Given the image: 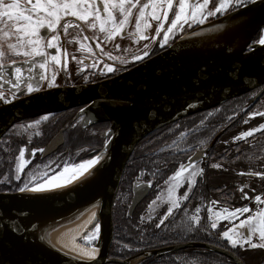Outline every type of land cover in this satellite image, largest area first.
Here are the masks:
<instances>
[{
	"label": "flooded vegetation",
	"instance_id": "flooded-vegetation-1",
	"mask_svg": "<svg viewBox=\"0 0 264 264\" xmlns=\"http://www.w3.org/2000/svg\"><path fill=\"white\" fill-rule=\"evenodd\" d=\"M133 2H135V0H133ZM188 2L190 5L189 10L191 11V5L195 2H202V0H188ZM146 3H149V0H139L137 7L132 9V16L129 18V23L124 30L125 33H135L138 8L139 6L142 7ZM218 3L219 0H210L208 10H214ZM250 4L252 3L249 0L246 6L239 8H236L235 6L230 7L227 12L209 16L206 21L208 22L224 17L227 13L237 12ZM177 5L178 0H173V10L168 14L169 23L165 24V28L170 26V22L174 18V13L178 10ZM114 15L116 16L117 21L121 19L118 12H114ZM161 15H163V13H161ZM148 19L151 27L145 32V35L149 37L147 39H138L135 35L128 36L121 34L112 40H105V34L100 32L98 27L97 29L92 30L87 25L83 24L81 25L84 29L82 32L80 29H71L69 35L62 36L61 40L63 51L67 54V67L62 68L50 66L48 70L49 79L54 71L57 74L56 87L91 85L115 79L133 70L138 65L167 51L170 47L180 41L189 31L201 26V24H184L182 30H179L178 26V29L174 30L170 35L168 43L164 44L163 36L167 33L157 31L160 22L151 20L150 17H148ZM77 33H79V35H77ZM85 36L89 39L84 40L83 37ZM262 36L263 29L257 31L252 37L250 40L251 43L247 47V51H251L253 46L259 43L258 41H260ZM80 43H84L86 45L85 50L82 51L80 49ZM87 47H92L93 51L88 52ZM137 56L141 57V59H136ZM15 60L18 64H21L24 58L19 57ZM11 61L7 63H10ZM80 61H82V63H80ZM107 67H112L114 70L109 72L107 71ZM51 88L55 87H49L48 80L41 82L40 91ZM0 91L4 92L7 98H11L12 92L10 87L0 84ZM253 94L254 100L260 99V101H263L264 86L232 98L224 103L244 96L249 97ZM26 95L28 94L21 91L17 94L16 99ZM224 103L202 110V112L200 111V114L205 111L214 112L212 114L213 116L210 115L209 119L215 118V122L217 123L218 119L216 118L219 115L218 111L221 109L222 112L225 111V109L221 107ZM4 104L8 103L0 102V106ZM252 104L245 108V111L242 113H239L235 108L231 109L233 111L230 113V110L228 109L227 116L224 118L226 122L224 121V123L229 135H223L224 129H221L215 133L211 140H207L205 143H203L198 134L199 132H203L205 129V126L200 124L195 126V130L191 129L192 127H187L182 129L179 134L175 132L173 135L174 130L165 128L163 130H159L160 132L157 131L159 132L158 134H154L153 132L155 131H153L149 136L147 135L143 142L139 144L137 149L133 150V153L131 154L132 156H130V159L133 158V164L132 166H130L131 164H127L129 166V171L126 173L127 169H124L120 181L121 187L119 186L118 188L113 204V237L117 220L116 218L114 219L115 216L113 213L121 210L123 216L126 218L124 219L122 216V220L130 222L127 228L130 229L131 227L140 225L146 229L149 228L160 232L159 237H161V240L158 242L150 241L143 236L139 238L138 241H134L137 245L136 248L141 250L140 253H142L144 249H147L150 252L168 246L188 243H193L194 245L195 243L199 244L197 249L194 247H188L187 249L185 248V251H182L184 249L178 250L183 252L181 253L182 256H179L178 262L180 260L186 261L189 259L190 252H192V249H195L194 258H196L197 261L201 255H204V251L207 250L226 256V258L220 256L224 259V262L219 261L218 263L211 262L207 264H240L231 256L211 251L208 248L201 246L203 244H207L230 252L235 255L242 264H264V249H252L247 245L244 248L237 246L233 249L227 240L217 241L215 238L209 236L212 231V228L210 227V212L213 207L212 201L217 202L219 199V204L221 205L220 207L222 208V206H225L224 208H227L229 212H235L237 209L242 207H252L254 210L264 208V203L258 204L255 201V196L257 195L261 196V199L264 200V176L257 175V173H264V164L256 166L259 163H264V161L258 163L249 162V166L239 168L240 170L238 171H236L237 167H234V165H228V163L232 162L233 159L235 160L239 158V154L234 155L231 153V150L239 149L240 146L245 143L244 141L237 143V140L235 141L233 137L235 135L234 132L241 129L243 125H250L251 121L248 120V118L251 116L249 112L250 109L252 110ZM88 107L89 104H85L47 116H37L24 119L13 124L0 139V178L4 177L2 172H8V181L11 180L8 184L5 183L0 185V192H17L18 187L22 185L27 173L37 165L42 167L44 165H48L47 170L54 168L48 172L49 175L60 170L66 164H77L89 159V157L92 158L95 153H99L104 144L110 138L108 132L113 122L111 120L94 121L93 119H90L87 112ZM260 118H264V115ZM258 120L261 121V125H264V119L261 120L258 118ZM29 125H32V127H28ZM180 129L181 127L179 126L178 130ZM59 136L63 138V143L52 153L45 155V152L41 153L38 151V149L41 148L45 150L46 147ZM222 137H224L225 141H223L224 143L221 148L217 149L218 141H220L219 139ZM177 139L180 141L177 142L174 147H170L174 144L171 142ZM69 140H78L85 142L86 144L77 147L72 151H69V149L63 150ZM20 149L27 150L26 159H30V162L24 168V172L21 174L20 179L17 180L15 179V158ZM247 149L250 150L249 148ZM28 152H35V155L29 158ZM83 157L88 158L79 160L83 159ZM219 159L222 161V168H213L212 165L218 164L217 161ZM227 160H230V162ZM140 164H143L144 167H141ZM189 164H192L195 167L185 171L183 176L185 180L182 187L184 196L187 194V191L189 192L187 196L188 198L185 199L178 208L173 210L171 217L168 218L170 219L168 224H160V219L167 215V206H163L161 209V215L158 212L156 213V218L154 217V219H152L153 221H145L146 219L142 218H146L145 214H142L143 208L145 205L147 206L150 201H152L153 197L159 190V184L168 182L176 170H180L181 165L186 166ZM127 165L125 167H127ZM196 169H203V175L197 176L196 183L193 185L190 180V175L191 172ZM241 173H243V175H241ZM124 178L125 185L123 186L125 187L122 189ZM145 185H150V187H145ZM241 189H243L242 193L235 191H239ZM246 190H252V192L250 191L248 194V192H245ZM202 193L204 194L202 195ZM234 193L236 194V199L234 198ZM245 196L248 198L245 199ZM197 208L200 209L199 212L195 211ZM218 208H216V210H218ZM185 213H188L189 215H196L200 221L199 225L193 223L192 230L188 231L183 227L182 223H179V230L187 235L181 238L179 237L178 241H180V243L177 244L175 243V239L173 237L170 238L171 240L167 241L166 239L169 238L168 235L171 233L170 228L173 223L176 221L182 222L187 220ZM238 216L239 217L236 220L241 221L250 216V213H238ZM122 220L118 218L117 222H119V225L123 223ZM236 220L234 222H236ZM157 224H160V226L157 227ZM236 226H238V224L234 227ZM177 229H172V232H177ZM202 230L204 231V235L201 233ZM238 231L245 232L246 229L238 228ZM199 236L207 237L210 240H200ZM170 254L171 253L168 252L160 256L152 255L150 258L155 256L157 259L163 258L165 260H171L167 259V256ZM249 254H251V256H248ZM109 255L108 258L113 259ZM138 255L139 254L137 253L132 254L130 257L135 258ZM121 261L127 260L123 258ZM189 263L190 262L186 264Z\"/></svg>",
	"mask_w": 264,
	"mask_h": 264
},
{
	"label": "water",
	"instance_id": "water-1",
	"mask_svg": "<svg viewBox=\"0 0 264 264\" xmlns=\"http://www.w3.org/2000/svg\"><path fill=\"white\" fill-rule=\"evenodd\" d=\"M236 13L243 18L236 33L205 51L194 53L190 49L189 59L182 58L183 47L177 42L115 79L42 90L0 106V139L21 120L85 104H89L90 119L113 122L108 132L110 138L97 154L103 152L107 159L99 175L98 189L90 197V202L98 201L100 205L101 235L95 259L78 261L53 251L36 238L25 220L78 204L89 192V186L83 185L45 200L7 197L19 192L0 193V264L128 263L109 259L108 255L113 241V204L135 146L148 134L178 118L218 106L264 86V45H254L247 51L255 33L264 29V0H256ZM62 143L63 138L57 137L46 147L45 155ZM192 246L193 243L173 245L147 254L160 256ZM201 246L231 256L242 264L235 255L222 248Z\"/></svg>",
	"mask_w": 264,
	"mask_h": 264
},
{
	"label": "snow or ice",
	"instance_id": "snow-or-ice-1",
	"mask_svg": "<svg viewBox=\"0 0 264 264\" xmlns=\"http://www.w3.org/2000/svg\"><path fill=\"white\" fill-rule=\"evenodd\" d=\"M248 2L249 0H219L214 10H208L210 0H202V2L193 3L190 11L188 0H178V10L174 13L170 26L165 28V24L169 23L168 14L173 10V0H149V3L144 4L139 10L135 33L133 34L125 33L124 30L132 16V9L137 7L139 0H135V2L133 0H23V3L21 0H0V84L10 87L12 92L11 98H7L4 92L0 91V102L12 103L21 91L25 94L39 92L41 82L45 80H48L49 87H56L57 74L54 71L49 79V67H67V54L63 51L61 44L62 36L69 35L71 29H80L82 32L84 30L81 27L82 24L87 25L92 30L98 27L99 31L105 34V40H112L121 34L135 35L138 39H147L149 37L145 35V32L151 27L148 19L150 17L151 20L160 22L158 32L167 33L163 36V42L167 44L170 35L178 29V26L179 30H182L184 24H203L209 16L227 12L233 6L236 8L246 6ZM250 2L254 4L256 0H250ZM114 12L120 14L121 19L119 21H117ZM13 38L15 42H12ZM83 39L88 40L89 38L85 36ZM260 43L264 44V37L260 39ZM5 44L7 45V52L5 51ZM85 48L86 45L80 43V49L83 51ZM87 51L92 52V47H87ZM9 53L14 57H23V62L18 64L16 60H12L6 64L5 60ZM136 59H141V57L137 56ZM113 70L112 67H107V71ZM260 114L264 115V113ZM28 127H32V125ZM259 130L254 129L244 133L243 136H251L254 131ZM26 151V149H20L15 158V179L17 180L20 179L24 168L30 162V159H26ZM38 151L43 153L45 150L41 148ZM34 155L35 152H28L29 158ZM104 155L105 153L102 152L83 163L66 164L58 175L50 178L47 172L48 165L43 167L37 165L27 173L22 185L18 187V191L21 193H42L49 189L60 188L97 165ZM192 167L195 166L192 164L181 165L179 172L173 179L183 176L185 171ZM212 167L219 168L220 165L213 164ZM202 175L203 169H196L191 172V183L195 185L196 177ZM257 175L264 176L261 173H257ZM4 182H10L7 176L0 178V183ZM145 187H150V185H145ZM168 191L169 195L165 202L170 203L171 207L168 209L167 215L161 219L160 224L168 219V216L172 214V209L179 207L175 186L169 188ZM183 198L187 199L188 197L184 196ZM244 198L247 199L248 197L245 196ZM255 201L258 204L264 203L259 195L255 196ZM212 203L215 204L216 201H212ZM152 204L155 205L156 201L153 200ZM94 206L100 207L99 204ZM152 210L150 207L149 211ZM195 211L199 212L200 209L197 208ZM223 212L227 215L221 213H213V215L219 219L228 220L231 218L235 220L238 218V213H250L252 209L242 207L235 212H229L225 208ZM185 216H187V220L182 221V225L186 230L191 231L193 223L199 225L200 221L196 215L185 213ZM92 221H96L94 229L85 237L89 247L87 251L82 250V254L95 259L99 247L93 242L98 241L101 235V225L95 212H93L89 223ZM160 224L156 226L159 227ZM210 227L215 229L217 227L216 222L213 221ZM238 228L246 229V231H238ZM222 235L233 249L237 246L244 248L246 245L252 249H264V208L241 220L238 226L223 231ZM254 238H257L255 242ZM191 264H196V262L192 261Z\"/></svg>",
	"mask_w": 264,
	"mask_h": 264
},
{
	"label": "rangeland",
	"instance_id": "rangeland-1",
	"mask_svg": "<svg viewBox=\"0 0 264 264\" xmlns=\"http://www.w3.org/2000/svg\"><path fill=\"white\" fill-rule=\"evenodd\" d=\"M21 2H23V0H21ZM140 8L141 7L139 6L138 13H139ZM138 13H137V18H138ZM12 42H15L14 38H13V41ZM258 42L260 43V41H258ZM4 47H5V51L7 52V45L5 44ZM18 58L19 57H14V56H12L9 53L7 59L5 60V63H7V62H9L11 60L18 59ZM253 100H254V94L251 95V96H249V97H247V96L245 97L244 96V97L235 99L233 101H229L227 103H224L221 107L224 108L225 111L222 112L221 111L222 109L220 111H218L219 115L216 118V119H218V122L217 123L215 122V118L214 119H209L210 118V115L213 116L212 114L214 112H212V111H205L202 114H200L202 111L201 112L198 111V112L189 114V115H187L185 117L178 118L177 120H174L173 122H170L169 124L164 125L160 129L155 130V132H153V133L154 134L155 133L158 134L160 132L159 130H163L165 128H169V130H174V132H173V135H174L175 132L179 134L182 129H185L187 127L188 128L192 127L191 129H194L195 130L196 129L195 126L197 124H200L202 126H205V129L203 130V132H199L198 134H199V137H201L203 143H205L207 140H211L214 137L215 133L218 132V131H220L221 129H224L223 135H225V134L226 135H229V133L226 130V125L224 123V121L226 122V120H224V118H225V116H227V110L228 109L230 110V113H231V111H233L231 109H234V108L237 109V111L239 113L240 112L242 113L243 111H245L244 110L245 108H247L249 105H251L253 103L252 104V110L250 109V112H249V114H251V116L248 118V120L251 121V123L249 122L250 125H243L241 129H239V130H237V131L234 132L235 135H234L233 139L235 141L237 140V143H239L240 141H244L245 142L244 144H242V146H240L239 149H232L231 150V153L232 154H234V155L235 154L236 155L239 154V158H237L235 160L233 159L232 162H230V160H227V161L230 162V163H228V165L229 164L234 165V167H237L236 168L237 169L236 171H238V170H240L239 168H243L245 166H249L248 165L249 162L258 163V162L264 161V136H262V135H264V128H261V126H264V125H261L260 124L261 121L258 120V118L261 119V120L264 119V118H260L262 116L260 113H264V107H263L264 100L263 101H260V99H256L254 101ZM224 114H226V115H224ZM237 115L239 116L238 113H237ZM205 117H208V118H205ZM179 126L181 127L180 130H178L179 129ZM254 129H260V130L259 131H254L253 132V135H251V136H243L244 133L249 132V131H253ZM157 131H159V132H157ZM193 132H195V131H193ZM149 135L150 134H148V136ZM144 139L145 138H143L135 146L134 150L137 149V147L139 146V144H141V142H143ZM219 140L220 141H218L217 149L218 148H221V146L224 143L223 141H225L224 137L220 138ZM179 141L180 140L177 139V140L171 142V143H174V144H172L170 147H174L176 145V143L179 142ZM84 144H86V143L85 142L78 141V140H76V141L75 140H69L68 143H67V145H66V147L63 150L69 149V151H72L73 149H75L77 147H80V146H82ZM246 147L249 148L250 150H248ZM244 148H246V149H244ZM84 150H86V149H84ZM97 154H98V152H97ZM97 154L95 153L94 156H96ZM86 158H88V157H83V159H79V160H84ZM90 158L91 157H89V159ZM130 158H129V161H128L129 163H127V164L128 165L131 164L130 166H132V164H133V161H132L133 158L132 159H130ZM217 162H218V165H220L219 169H221L222 166H223V165H221V162L222 161L219 159ZM263 164L264 163L262 162V163L257 164L256 166L263 165ZM128 165H127V167L124 168L125 170L127 169L126 170V173H127V171H129L128 170L129 169L128 168L129 167ZM253 167H255V166H253ZM53 169L54 168H50L49 170H47V172H49V171H51ZM189 169L190 168H188L187 170H189ZM178 172H179V170L178 171L176 170V172L170 177V179L168 180V182H164V183H160L159 184L160 185L159 186V190H158V192L155 194V196L152 199V201L153 200L156 201V204L153 205L152 204V201H150L147 206L146 205L144 206L142 214H145V217L146 218H144V217H142V218L143 219H146L145 221L151 222V220L154 219V217H155V215H156L157 212L160 213V215H161V209L163 208V206H167L168 209L171 207L170 203L165 202V201H166V199H167V197L169 195V191H168L169 188H171L173 186H175V193H176V198L179 201V206L181 205L182 202H184L185 199L183 198L184 195H183V188H182L183 187L184 180H185L183 178L184 174H183V176H180L178 179H173V177H175ZM7 173H3L2 172V175L8 177L9 173L8 174ZM262 174H264V173L262 172ZM10 182H11V180H10ZM5 183L8 184L9 182L0 183V185L1 184H5ZM123 185H125V178H124V181H123V184H122V189H124V187H125ZM119 186H120V184H119ZM235 191L242 193L241 190H239V191L238 190H235ZM250 191L252 192V190H246L245 192L246 193L248 192V194H249ZM255 192H256V190H255ZM0 193H8V192H0ZM188 194H189V192L187 191V194L185 196H188ZM234 198L236 199V194L235 193H234ZM212 205H213V207H212L211 212H210L211 213V215H210L211 223L213 221H215L216 224H217V227L215 229H212L211 234H209V236L212 237V238H215L217 241H219V240H226V239L223 238V235H222L223 231L228 230V229L234 227L237 224L239 225V223L241 221H239V220L237 221L235 219L236 222H234L235 220H233L231 218L228 219V220H224V219L217 218L215 215H213V213H221L222 215H227V213H224L223 212V209H225L224 208L225 206H222V208L220 207L221 205L219 204V199L217 200V202L215 204L212 203ZM80 206H83V205H80ZM218 206H219V208H218ZM150 207L153 209L151 212L149 211ZM216 208H218V210H216ZM249 208L252 209V212H250V216L251 215H254L255 214V211H259L257 209L254 210L252 207H249ZM175 209H172V212ZM113 215L115 216L114 219L116 218L117 220H116V225H115V231H114L113 241H112V244H111L110 250H109V252H110V255L109 256L111 258H113V259H120V260L124 258V259H126L128 261L127 264H144V263H146L147 259L150 258V256L147 254V252H149V250L144 249V251L142 253H140L141 250L136 248L137 245L135 244V242H133V238H132V240H130V238L128 236L124 235V233H121L122 231L124 232V230H127V231L129 230V228H127V227L129 226L130 222H126V221H123L122 220L123 213H122L121 210H119L118 212L113 213ZM171 215L168 216V218L171 217ZM66 218H67V216L63 217L61 215V216H59L56 219L49 220V222L51 223L52 226H55V224H56L57 221L60 223V222L64 221V219H66ZM118 218H120L123 221V223L120 224V225H119V222H117L118 221ZM123 218L126 219L124 216H123ZM169 220L170 219L164 220L163 223H165L167 225L168 222H169ZM65 228L69 229L70 226H65ZM177 228H178V226L176 227V229ZM93 229H92V231H93ZM90 231L91 230H88V232H86V234H83L82 237L79 239V242L85 243L86 242L85 241V237L87 236V234ZM141 237H142V235H141ZM159 238H161V237L157 236V241H155V242L160 241L161 239H159ZM173 238L175 239V243L176 244L177 243H180V241H178L179 237H173ZM199 239L200 240H210L209 238L204 237V236H201ZM256 239L257 238H254V242L256 241ZM97 242L98 241H95L93 243L96 245ZM124 245H127V247H124ZM198 245L199 244H195L194 243V245L192 247H194V248L197 249L198 248ZM131 249H132V251H131ZM186 249H184L182 251H185ZM195 251H196L195 249H192V252H190V258L187 259V260L184 259L186 261L180 260L179 262L181 264H186L188 262H190L189 264H191L192 261H195L196 264H207V263H211V262L204 261L202 259L203 258L202 255H201V257L197 261V259L194 258V252ZM136 253L139 254L137 257L142 256L143 258L141 260H139V261L138 260L136 261V260H134V259H132L130 257L132 254H136ZM170 253L171 254L167 256V259H171L175 263H179L178 262L179 256H182L181 253H183V252H180V251L177 250L175 252H170ZM205 255H207V254H205ZM248 256H251V254H249ZM107 264H114V263H107Z\"/></svg>",
	"mask_w": 264,
	"mask_h": 264
},
{
	"label": "bare ground",
	"instance_id": "bare-ground-1",
	"mask_svg": "<svg viewBox=\"0 0 264 264\" xmlns=\"http://www.w3.org/2000/svg\"><path fill=\"white\" fill-rule=\"evenodd\" d=\"M242 21L243 18L238 16L236 12L227 13L226 15H224V17L208 22L205 21V23L201 24V26L194 29L193 31H189L180 41H178V44L183 47L182 58H190V49L193 50L194 53H199L230 37L238 31ZM262 37H264V29ZM256 45L264 44L258 43ZM106 159L107 155H104L97 165L84 172L71 183H68L60 188L49 189L42 193H21L18 191L19 193H17V195L15 196H7L9 198H18L25 196L29 198L32 197L38 200H45L57 197L61 194L67 193L68 191L77 189L83 185L89 186V192H87V195L85 196L86 198L78 201V204L73 203L70 206L61 207L59 208V210L57 209V211L51 212L50 214L25 219L29 228L34 232L36 238L41 243L51 248L53 251H56L74 260L85 261L91 259L89 256L82 254V250L87 251L89 245L87 244V242H79V239L83 234H86L88 230H91L89 233L92 232L96 221H92L91 223H89V220L92 217L93 212L96 213L98 220L100 221L98 207L94 206L98 204V201L90 202V197L98 189L99 175ZM85 161H82L80 163H83ZM62 170L63 167L55 173L49 174V178L54 175H58ZM80 204L84 205L80 206ZM61 215L63 217L67 216V218L60 223L57 221L55 226H52L49 220L56 219ZM65 226H70V228L67 229L65 228ZM98 253H96V256L98 255ZM142 258L143 257L140 256L132 259L139 261Z\"/></svg>",
	"mask_w": 264,
	"mask_h": 264
},
{
	"label": "trees",
	"instance_id": "trees-1",
	"mask_svg": "<svg viewBox=\"0 0 264 264\" xmlns=\"http://www.w3.org/2000/svg\"><path fill=\"white\" fill-rule=\"evenodd\" d=\"M140 166L141 167H144L143 164H140ZM203 194L204 193H202V195ZM179 223L181 224L182 222L181 221H179V222L176 221V222L173 223L172 227L170 228L171 229L170 230L171 233L168 235L169 238L166 239L167 241L171 240L170 239L171 237H183V236H186L187 235L186 233L181 232L179 229H178L177 232H172V229H174L177 226H179ZM121 233H124V235L128 236L130 238V240H132V238H133V242L134 241H138V239L141 238V235L144 236L146 239H149L150 241H154L155 242V241H157V236L160 235V232L159 231H155V230L149 229V228L146 229L145 227L140 226V225L139 226L131 227L128 231L127 230H124V232L122 231ZM201 233H202V235H204V231L203 230H202ZM159 239H161V238H159ZM205 254H207V255H205ZM212 255H214V256H212ZM202 256H203L202 259L204 261H207V262H219V261L220 262H224V259H222L221 257L226 258V256H222L220 254L213 253V252H210V251H207V250L204 251V255H202ZM215 256H217L218 258L215 257ZM162 259L163 258L157 259L155 256H153L151 258H148L147 261H146V263H144V264H177V263H175L172 260H165V259H163L164 260L163 261Z\"/></svg>",
	"mask_w": 264,
	"mask_h": 264
}]
</instances>
